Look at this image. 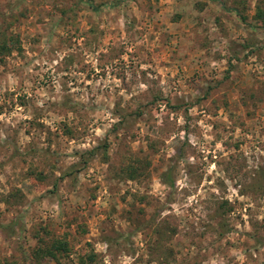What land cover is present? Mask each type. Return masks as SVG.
I'll use <instances>...</instances> for the list:
<instances>
[{
	"label": "rangeland",
	"instance_id": "obj_1",
	"mask_svg": "<svg viewBox=\"0 0 264 264\" xmlns=\"http://www.w3.org/2000/svg\"><path fill=\"white\" fill-rule=\"evenodd\" d=\"M257 10L0 0L19 45L0 59V264H35L39 237L68 242L62 264H264ZM132 163L137 179L121 173Z\"/></svg>",
	"mask_w": 264,
	"mask_h": 264
},
{
	"label": "trees",
	"instance_id": "obj_2",
	"mask_svg": "<svg viewBox=\"0 0 264 264\" xmlns=\"http://www.w3.org/2000/svg\"><path fill=\"white\" fill-rule=\"evenodd\" d=\"M256 17L259 21H261V28H264V14L261 10H257ZM17 39L13 36H8L6 30H0V59L6 54H9L11 50L15 47L19 48L17 44ZM122 122L119 121L114 124L113 129H116L117 126L121 125ZM107 144L104 142L102 146H96L89 150H83L79 153L80 161L76 162L70 168L71 170H66L62 177L69 175L73 172V170L78 171L84 165H86L88 159L97 155L96 152L98 149H106ZM145 164L143 163H132L121 168V173L127 176L128 179H137L141 175L144 174ZM76 168V169H75ZM261 171V175L263 176V184L262 188H264V171ZM161 181L169 187L174 186V180L172 177V167L169 166L161 173ZM70 253V249L68 247V242L64 239L49 237L47 240L39 237L37 241V245L31 249L30 255L31 260L35 264H48V261H53L56 264H62L61 259L64 257H68ZM89 263L93 261V257L88 258Z\"/></svg>",
	"mask_w": 264,
	"mask_h": 264
}]
</instances>
